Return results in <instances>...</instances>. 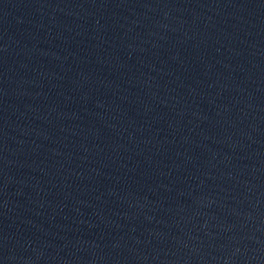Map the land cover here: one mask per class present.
<instances>
[{
	"label": "water",
	"instance_id": "95a60500",
	"mask_svg": "<svg viewBox=\"0 0 264 264\" xmlns=\"http://www.w3.org/2000/svg\"><path fill=\"white\" fill-rule=\"evenodd\" d=\"M0 264H264V0H0Z\"/></svg>",
	"mask_w": 264,
	"mask_h": 264
}]
</instances>
